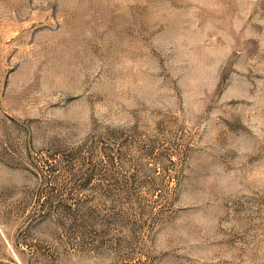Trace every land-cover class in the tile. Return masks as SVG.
Segmentation results:
<instances>
[{
	"label": "rangeland",
	"instance_id": "obj_1",
	"mask_svg": "<svg viewBox=\"0 0 264 264\" xmlns=\"http://www.w3.org/2000/svg\"><path fill=\"white\" fill-rule=\"evenodd\" d=\"M0 264H264V0H0Z\"/></svg>",
	"mask_w": 264,
	"mask_h": 264
}]
</instances>
